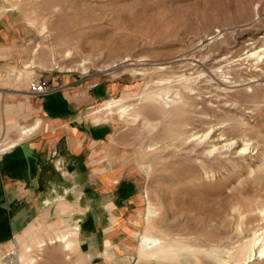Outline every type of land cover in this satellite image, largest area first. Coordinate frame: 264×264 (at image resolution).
Instances as JSON below:
<instances>
[{
  "label": "rangeland",
  "instance_id": "rangeland-1",
  "mask_svg": "<svg viewBox=\"0 0 264 264\" xmlns=\"http://www.w3.org/2000/svg\"><path fill=\"white\" fill-rule=\"evenodd\" d=\"M54 123L86 134L92 211L0 264H82L57 239L113 204L149 262L264 264V0H0V145Z\"/></svg>",
  "mask_w": 264,
  "mask_h": 264
},
{
  "label": "crops",
  "instance_id": "crops-1",
  "mask_svg": "<svg viewBox=\"0 0 264 264\" xmlns=\"http://www.w3.org/2000/svg\"><path fill=\"white\" fill-rule=\"evenodd\" d=\"M14 117L18 121L20 114ZM85 135L78 125H40L34 135L20 140L12 151L0 156V244L4 249L15 242L18 246L21 235L25 238L37 230L71 227L77 215H89L92 211L85 203ZM82 172L86 178L84 188ZM77 179L79 185L74 184ZM101 209L108 214L99 218L94 230L76 223L82 264H158L141 258L158 248L144 249L143 242L139 248L131 247L134 233L123 227V217L117 215L119 209L115 204ZM49 258L41 264H49Z\"/></svg>",
  "mask_w": 264,
  "mask_h": 264
},
{
  "label": "bare ground",
  "instance_id": "bare-ground-1",
  "mask_svg": "<svg viewBox=\"0 0 264 264\" xmlns=\"http://www.w3.org/2000/svg\"><path fill=\"white\" fill-rule=\"evenodd\" d=\"M36 128V126H34L33 128H24L22 130V135H30L32 131H34V129ZM5 141V140H3ZM17 144H9V142H3V144L0 145V154H3L6 150H10L15 148ZM78 228H74V229H70L68 230V233L66 234L65 237L62 238H58L57 241H60L61 244H63V247L65 250H68L71 248V243H69V238L72 236H78ZM143 248H156L159 246V241L155 240V239H151L148 237H144L143 241ZM55 243V241H52L51 244ZM39 248L41 249V251H43V248L46 246L44 242H40L39 243ZM25 254H22L18 260L13 261V264H38L39 259L36 260L35 258H32V254H33V249L30 247H26L25 248ZM260 256L264 257V248L261 250L260 252ZM34 257V256H33Z\"/></svg>",
  "mask_w": 264,
  "mask_h": 264
},
{
  "label": "built area",
  "instance_id": "built-area-1",
  "mask_svg": "<svg viewBox=\"0 0 264 264\" xmlns=\"http://www.w3.org/2000/svg\"><path fill=\"white\" fill-rule=\"evenodd\" d=\"M34 91H36V93H38V94H42L44 92V87L43 86H36V87H34ZM7 151H9V150H6L5 152H7Z\"/></svg>",
  "mask_w": 264,
  "mask_h": 264
}]
</instances>
